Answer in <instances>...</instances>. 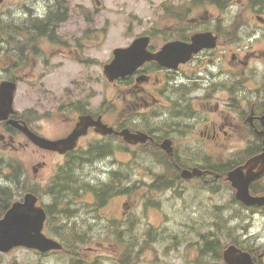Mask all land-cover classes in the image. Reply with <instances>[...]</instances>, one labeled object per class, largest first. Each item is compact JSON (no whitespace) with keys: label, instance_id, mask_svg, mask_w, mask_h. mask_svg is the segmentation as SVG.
I'll return each mask as SVG.
<instances>
[{"label":"flooded vegetation","instance_id":"flooded-vegetation-1","mask_svg":"<svg viewBox=\"0 0 264 264\" xmlns=\"http://www.w3.org/2000/svg\"><path fill=\"white\" fill-rule=\"evenodd\" d=\"M192 1L188 0L187 4ZM234 8L242 10L241 17L235 19ZM224 11L232 15L230 20L224 21ZM248 11L251 13L245 15ZM98 12L95 8L94 13ZM194 12L193 16L184 19L190 23L188 28L186 24H181V20H155V25L152 23L146 27L140 36L149 37L147 51L154 54L164 44L173 41L191 43L195 33L203 32H210L216 37L213 45L197 50L173 67H165L154 60L144 62L113 84V88L123 94L120 103L115 106L109 99L99 106L88 103L79 107L72 120L74 127L81 117L91 116L95 120L100 118L115 132L103 135L99 132L100 128L89 127L87 134L79 138L75 150L65 156L90 147L87 139L90 134L102 138L105 153L110 152L112 139L134 147H149L163 157L169 156L173 170L178 173L175 179L183 178L182 170L191 171L190 178L175 183L191 184L205 191L225 183L224 175L229 169L223 164L222 157L238 155V151L246 145L240 143L234 148L233 143L248 140L256 144L259 140L263 141L264 136L260 133L264 135V76L249 74L248 68H243L241 64L247 66L245 60L248 57L257 60L264 56V51L255 45L257 36L262 37L260 27L264 28V0H202L195 5ZM53 17L57 20L53 32H57L58 36L49 49L51 59L60 56L75 62L87 59L83 51L110 29L107 19L91 20L82 10L78 11L77 0H64L54 13L49 9V18ZM224 23L231 24V32L236 26L239 32L247 34L246 37L222 41L220 29ZM87 26L92 29L85 30ZM31 76V71L26 73L24 70V81ZM16 77L14 73L12 80L16 81ZM70 85L74 86V81ZM120 111L125 113L123 119L118 118ZM127 129L146 137V141L136 144L125 142L128 140ZM198 134L209 142L210 150L205 156H214L217 166L208 165L206 159L196 162L180 159L176 143L180 139L178 135L197 137ZM171 144L172 155H168L162 147H171ZM257 149L261 150L259 143ZM136 181L141 185L145 183L144 180ZM247 211L252 213L254 209L247 208L243 213L247 214ZM71 234L74 235L75 263L96 264L111 261L113 245L106 243L107 237L122 235V232L112 228H74ZM248 240L245 251L253 259L260 256L259 262L264 264V251L261 254L260 247L250 243L251 237ZM202 244L194 247L190 256L192 264L200 261L196 250Z\"/></svg>","mask_w":264,"mask_h":264},{"label":"rangeland","instance_id":"rangeland-1","mask_svg":"<svg viewBox=\"0 0 264 264\" xmlns=\"http://www.w3.org/2000/svg\"><path fill=\"white\" fill-rule=\"evenodd\" d=\"M78 1V11L79 9L83 11L85 16H88L91 20L97 18L99 21L107 19L110 24V29L108 30L105 37L97 38L96 40L103 42L98 45L95 44L89 49L92 55V63L85 64H75L67 61L64 57H58L53 60L57 62L47 68V72L43 73L33 79V83L39 84L41 87L29 88L20 79L19 75V85L17 87V92L15 94L14 106L19 111L23 118L31 119L30 121L34 124V128L42 135L50 137L51 135L61 134L69 125L70 121L74 118L75 111L81 107V104L88 103L90 101L98 103L101 100L107 99L108 96L115 97L117 99L122 98V92L109 90L111 87L110 83L106 81L103 75L102 66L104 63L108 62L111 58V52L116 47L124 46L129 40L130 35H135L136 33L143 32L146 27L151 26L153 23L155 25L156 20V8L158 7L159 0H101L100 5L97 6L95 0H77ZM18 5L23 4V0H15ZM43 7H46V2L41 1ZM202 3L198 2V4ZM195 4L192 3V5ZM99 8L98 13H94V9ZM168 12L171 16H177L181 20L184 18V11L189 14H195L194 8H189V6L181 5L180 7L168 6ZM204 11V6L201 7ZM12 14L18 19L21 17L20 13L10 10ZM161 11H159L160 13ZM198 13V11L196 12ZM251 13L248 11L245 15ZM4 17L10 16L9 11L1 13ZM235 19L241 17L242 10L234 8ZM232 15L228 12H223L224 21L230 20ZM83 20L82 16L80 17ZM160 20H165L162 16ZM9 22L7 20H0V25H7ZM13 24V23H12ZM13 25L18 26L17 22ZM188 25V24H187ZM231 24H226L221 27L220 33L223 37L222 41H232L246 37L247 34L238 31L235 26L234 32H231ZM234 26V25H233ZM127 27V28H126ZM87 26L85 30L90 29ZM92 29V28H91ZM260 33L262 37L257 36L255 45L264 51V28L260 27ZM247 39V38H246ZM15 41H17V35H15ZM1 43V42H0ZM2 44V43H1ZM233 50L237 51L234 45H232ZM239 50L238 52H240ZM245 62H248L247 66L241 64L244 68H248V73L254 76H264V56L260 59L254 60L248 57ZM16 63L13 55L11 53L10 46H0V80H9L13 77L11 73V68L13 64ZM35 63V62H34ZM32 63V64H34ZM95 63V64H94ZM73 64L74 69L80 70L84 74V77L77 79L82 82L83 80V90L79 86H71L67 75L71 73L68 71ZM18 67V64H17ZM22 70L23 69H19ZM38 66H32L31 70L26 68V73L32 71L38 75L41 71ZM18 72V68L16 69ZM45 75V76H44ZM0 81V82H1ZM29 83V82H28ZM222 84V83H221ZM109 86V88H108ZM73 89V90H72ZM118 103V102H117ZM125 117L124 112L118 113V118L123 119ZM180 139L176 140L177 148L182 155L192 156L189 151V146L195 145L197 139L186 138L183 139L182 135H178ZM89 140L93 143H97L98 140L90 136ZM253 143L248 141L247 145H252ZM98 145L90 147V153L92 154L89 159H86V154L83 152H78V154L71 155L66 158L57 156L56 153H50L46 151L39 150L35 145L28 142V140L19 133H12V138L10 139L7 129L0 124V165L1 170L9 172L10 176L15 179V174L13 171V166L17 164L20 165V180L14 187V192H19L22 190L23 186L27 189H39L41 191L40 198L48 193L55 185L58 180L55 177L59 174L60 176H66L69 172L74 181L80 180L83 184H87L88 193H91L95 186H97L101 180L107 179L108 174L105 172L106 167L109 168L110 172H114L112 177L114 178H124L123 170L126 165L123 162L127 161V151L119 154L116 152L108 153L102 158H98L96 161L95 154L101 150ZM132 151H136L137 147H130ZM205 151L202 149L199 152V156L202 159ZM76 156H82L83 159L80 160ZM247 154L244 152L240 155H235L236 161L245 160ZM233 158V156H232ZM157 156H155V160ZM208 161L211 160V156H207ZM45 163L44 166L38 167L39 164ZM63 170L60 171V168ZM71 167V170L69 169ZM34 169L37 170L34 173ZM122 171V172H120ZM144 174H149L150 170H145ZM6 178L0 177V182L5 181ZM84 179H90V182H86ZM112 179V178H108ZM163 179V177H161ZM73 181V182H74ZM9 183L8 175L7 181ZM65 184V183H61ZM83 185L78 184L77 191L82 190ZM61 189V188H60ZM72 191L74 188L71 187ZM182 190L181 194L176 192L171 195L169 193L157 194L155 195V201L147 207V211L154 213L156 211L161 212L163 215L151 214L150 223L156 227L157 230H161L160 226L166 225L165 229L161 230L165 233H171L173 231L179 232L181 235L188 234L193 228H197L195 220L189 219V214L192 212L202 213L207 215L206 223L209 225L207 230L212 228L213 232L218 235L223 243H226L236 231V228L231 226H237L235 223L234 210L241 211L244 210L240 203L236 200H232V195L230 191H221L216 195H212L209 191L207 192V199L198 198L195 199L196 194L194 191H189L186 188H178ZM176 190V189H175ZM204 197V195L199 196ZM211 198V200H210ZM59 199V198H58ZM237 203V205L234 204ZM64 213H63V211ZM72 211L69 205L59 206V209L55 213L58 219L62 214H69ZM262 211V209H261ZM232 215V216H227ZM79 214V213H77ZM264 214L259 213L251 227V232L256 234V238H264V221L262 220ZM163 217H167L163 220ZM161 218V219H159ZM57 220V219H56ZM147 222V221H146ZM53 223V226H49L47 229L54 233V230L58 231ZM142 227L148 228V224L144 223L142 220ZM151 227V226H150ZM240 227V226H237ZM248 229V228H247ZM140 230H142L140 228ZM250 231V230H249ZM44 232L52 238L51 232L46 229ZM162 232L159 237V242L153 240V243L159 244L152 245L153 249L155 247L156 254L153 258H160L165 254V249L170 243L171 239H167L166 235ZM67 234V233H66ZM66 240H69V245L71 244V235L61 236ZM62 264L60 260H53L52 258H47L40 260L33 252L24 253L23 251H16L13 256H8V258L0 259V264Z\"/></svg>","mask_w":264,"mask_h":264},{"label":"water","instance_id":"water-1","mask_svg":"<svg viewBox=\"0 0 264 264\" xmlns=\"http://www.w3.org/2000/svg\"><path fill=\"white\" fill-rule=\"evenodd\" d=\"M205 35L204 34H199L196 35L193 40H194V45L195 46H190V49L188 50V56L191 54L192 51H196L198 48L203 47V46H209L208 43H200L204 41ZM142 39L136 40L131 46L128 48H123V49H117L114 51L116 55V62L118 63L119 68L122 70V68L125 67L126 64L131 65V66H139L146 60H149L150 58L155 59L157 61L163 62L164 64L170 65L168 61L177 53V43L173 42L167 45L166 47L163 48V50L158 53V54H149L148 52L145 51L144 47H139V43H141ZM195 47V48H194ZM180 59V58H179ZM112 65V64H111ZM111 65L106 67V70H109L111 68ZM6 85L7 88L0 89V119L7 120L8 115L10 113H13L12 109V101H13V91H14V85L11 83H5L2 84ZM8 123L15 125L17 128L25 132L30 139H32L35 143L47 147V148H52L55 147L56 144L63 143L64 141H58V142H51L48 140H44L43 138L37 137L34 133H31L27 128L19 125L16 121L14 120H7ZM86 124L83 125L82 127L86 128ZM76 137L78 134L81 132L77 130ZM69 141V140H68ZM258 163H260L262 166L259 169V171L254 172L251 171L248 175H244L242 173H238L235 178H234V184L238 188V197L243 200L246 204H264V197L261 198H253L249 196L248 189L249 185L252 180L255 178L261 176L264 173V153L258 157H255L247 162V165H250V168H255ZM28 196L26 197L25 203L19 204L16 203L13 205L12 209L9 211L10 214H17V215H12L10 218H8V222L6 223L8 227H15L16 229H22L25 226L32 230V232L29 233V236L27 237L30 238L32 237V241H37L38 237L40 236V230H41V222H36L35 221V215L31 216L29 215L25 210L29 211H39L40 216L42 217V212L40 210H37L34 208V203H35V198H32V200H27ZM6 227H3L0 230V234L6 233ZM1 242V239H0ZM51 247V242L46 241L42 245H39L38 248L42 250H47L48 248Z\"/></svg>","mask_w":264,"mask_h":264},{"label":"trees","instance_id":"trees-1","mask_svg":"<svg viewBox=\"0 0 264 264\" xmlns=\"http://www.w3.org/2000/svg\"><path fill=\"white\" fill-rule=\"evenodd\" d=\"M6 192H7V189H4V188L0 187V211H1L2 206H3L2 199L4 198V196H6V194H7ZM7 202H8V201H6V202L4 203L5 209H6V207L8 206Z\"/></svg>","mask_w":264,"mask_h":264},{"label":"bare ground","instance_id":"bare-ground-1","mask_svg":"<svg viewBox=\"0 0 264 264\" xmlns=\"http://www.w3.org/2000/svg\"><path fill=\"white\" fill-rule=\"evenodd\" d=\"M137 117V116H136ZM183 137V136H182ZM186 139V138H185Z\"/></svg>","mask_w":264,"mask_h":264}]
</instances>
